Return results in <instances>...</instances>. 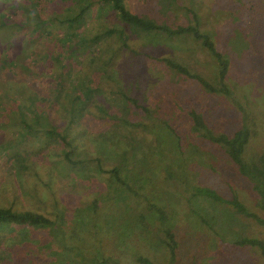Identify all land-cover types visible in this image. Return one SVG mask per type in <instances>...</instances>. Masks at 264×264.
<instances>
[{
    "label": "rangeland",
    "instance_id": "374dc122",
    "mask_svg": "<svg viewBox=\"0 0 264 264\" xmlns=\"http://www.w3.org/2000/svg\"><path fill=\"white\" fill-rule=\"evenodd\" d=\"M17 1L49 21L26 28L31 35L17 34L18 41L9 44L15 63L10 60L6 67L13 69L15 77H24L29 85L36 76L40 88L51 94L61 92L60 100L74 99L96 87L87 81L85 71L87 62H97L98 68L88 75L100 80L103 90L90 93L81 121L70 126V113L60 118L77 158L99 157L104 168L96 162L89 168L64 166L65 145L57 138L47 139L40 130L26 133L20 125L13 131L14 142L12 131L0 124V205L43 212L57 218L62 227L61 232L51 233L31 225L11 233L2 229L0 264H82L72 245L96 251L100 259L109 258L106 264H116V259L117 264H264L258 247L235 244L244 237L264 241L263 225L229 203L193 195L194 187L211 188L225 198L235 191L251 211L264 214L256 206L249 180L229 154L197 133L190 113L192 109L201 113L207 128L202 131L211 129L214 134L247 127L251 135L245 159L264 153V0L126 1L133 12L171 25L195 24L194 11L201 31L210 35L229 61L223 82L217 58L201 40L146 32L126 37L122 25H116L119 19L104 5L87 8L85 16L73 23L76 37L61 43L62 57L69 60L48 64L50 47L59 51L48 34H57L60 41L59 24L68 16L72 0ZM17 1L0 0V10ZM73 8L75 12L77 6ZM21 17L20 12L15 21L36 26V21L24 23ZM34 30L48 33L43 37L45 50L37 57L39 46L31 43L28 48L25 41L35 39ZM81 33L86 42L79 44ZM10 39L15 41L17 36ZM8 40L0 30L3 64L7 57L2 45ZM167 58L218 88L225 86L230 94L210 92L198 80L170 67ZM36 61H43V67L36 70ZM62 77L65 83H59ZM127 95L137 98L141 107ZM31 101L34 106L36 98ZM42 121L39 128L45 133L50 124L47 118ZM6 138L14 145L2 146ZM31 161L36 163L28 164ZM115 166L120 179L108 172ZM168 228L177 241L175 256L163 241ZM13 233L21 234L18 239L8 238ZM54 243L64 244L65 249ZM140 257L148 262H139ZM98 261L85 258L88 264Z\"/></svg>",
    "mask_w": 264,
    "mask_h": 264
},
{
    "label": "trees",
    "instance_id": "16d2710c",
    "mask_svg": "<svg viewBox=\"0 0 264 264\" xmlns=\"http://www.w3.org/2000/svg\"><path fill=\"white\" fill-rule=\"evenodd\" d=\"M17 1V0H15ZM62 0H60L61 2ZM127 0H72L71 4L67 7V10H69L68 16L64 18V20L59 24V27L61 28L60 32L63 34L61 36L60 41L57 42V34H53L50 32L49 34L47 32L42 33L38 32L36 33V30H34V35L36 36L35 39L31 40L30 38H27L28 40H31L29 43L28 40H25L27 43V47L30 48V44H35V46H39V51H36L35 56H40L41 53L45 50V42L43 40V37L48 34V36L53 39L52 43H55V45L58 43L59 51L54 52V50L50 47V53L47 55L48 64H53L60 59L63 60V64H65V60H69L67 58L62 57V49L61 43H65L66 40H69V37H76L77 33L73 32V23H76L79 19L83 18L85 16V12L87 8L89 7H95L96 9H103L104 7H107L110 11L114 12L116 15V19L118 20L117 26H120L119 23L122 25V30L124 31V35L126 37H130L135 34H140V32H146V33H162L166 34L169 37H192L197 40H201L202 44L208 48L212 52V54L217 58L219 64H220V77L221 81L223 82L229 69V61L224 58V55L217 49L214 41L211 39L210 35L201 31L199 25H198V18L194 11H192L193 16L195 17L196 23H188V24H177V25H171L167 22H159L157 19L144 17L139 13L133 12L126 3ZM46 0H40L36 3L38 4H46ZM35 3V4H36ZM10 4H13L15 6H10L9 8H2L0 10V30L3 32L5 36L9 38L8 43H4L2 46L5 47V51L2 52L6 57L7 60L3 61L4 64L0 62V78H2L0 82V124H3V127L7 130V132H11L12 134V141L15 137L13 134V131L17 129L21 125L23 128V131L29 134H35V130H40V134L45 135L47 139L50 138H57L58 143L64 144V154L61 156L62 163L64 166H77L82 165V167L89 168L93 165L94 162L97 163V166L103 167V161L102 159H99V157L95 158H88L87 161L78 159L75 155L73 149L74 144L73 141L69 139V136L64 129V131L61 130V125L65 124L64 119H61L62 113H65L67 116H69L70 113V119L68 120V124L71 126L73 123H77L82 120V117L85 114V111L87 110L86 101L90 97V93H96L97 90L101 91L102 86L101 82L95 81L94 77H89L88 73L90 71H93L98 68V64L96 61H93L92 59L87 62V71H85V74L87 76V81L90 83H93L96 87L92 88V92H86V94L82 96H74L72 98H66L60 100L61 92L60 94H51L49 91L40 88L36 85L37 78L36 76H33L30 80L31 83L27 85L25 83L24 77H18L14 76L13 69L6 67V63L8 64V61L12 60V49L9 48V44L16 43L18 41V35L17 34H29L28 31H26V28L31 27V29H34V27H39L40 25H43L45 20L49 21L48 19H44L42 17V14L35 15L34 10L29 11L26 7L27 4L21 3V1H17L15 4L10 2ZM100 4V5H97ZM73 5L77 6V10H74L73 12ZM39 9V8H38ZM47 9V8H45ZM12 10V13L10 12ZM41 10V9H40ZM39 10V11H40ZM16 11V12H15ZM26 11H29L28 13ZM15 12V14H14ZM21 12L22 17L20 18L22 22H29L30 19L32 21H36V26H33V24H21L17 23L15 20L18 16V14ZM37 13V12H36ZM74 13V14H72ZM48 15V14H47ZM11 21L9 22L8 20ZM25 20V21H24ZM30 21V22H32ZM42 22V23H39ZM69 24V27H67ZM107 29V28H106ZM107 33H113V29H107ZM36 33V34H35ZM58 33V31H57ZM82 34V33H81ZM33 35V37H34ZM17 36V39L15 41L11 40L10 37ZM80 38H78L79 44L81 42H86L85 36L80 35ZM100 36H94L92 40H97ZM25 39V38H24ZM83 39V41H81ZM60 44V45H59ZM27 48V49H28ZM61 49V50H60ZM1 52V51H0ZM2 54V55H3ZM44 57V55H43ZM86 57V56H85ZM84 57V58H85ZM11 58V59H10ZM83 58V59H84ZM167 64L176 69L177 71L188 75L191 78H194L198 80L206 89H208L212 93H219V92H226L228 95L230 92L223 87H216L214 84L210 83L208 80H206L203 76H201L198 73H193L191 70H189L186 66L183 64L167 58L165 60ZM13 64L15 63V60H12ZM36 70H38L37 67H43V61L39 62L36 61L35 65ZM67 69V68H66ZM71 69V68H70ZM66 71V76H68V70ZM44 73V72H43ZM84 76V77H86ZM65 77H62L59 81V83L64 82L65 83ZM89 78V79H88ZM75 81V80H74ZM98 84V85H97ZM45 96V97H43ZM128 96V95H127ZM34 106H31L30 103H32V99H35ZM47 98V99H46ZM129 99H131L138 107H141L139 101L137 98H133L131 96H128ZM63 100H67L69 105L63 104ZM62 103L63 105H61ZM41 104V105H40ZM62 106L65 108V106H68V109L65 108L66 112H63ZM103 108H101V111H103ZM103 112H108L106 108ZM190 113L193 115L194 118V129L197 131V133L201 136L203 135L205 138H208V141L210 143H214L218 146H220L221 150H223L225 153L229 154L230 157L233 159V161L236 163V165L239 168V171L249 180L252 190L254 191L256 197H255V203L256 206L259 207L263 213H264V153L256 156L252 159H245L244 154L246 153L247 145L249 143L251 131L247 127H240L239 129L235 130L233 133H219L214 134L211 129H208V131H202L203 127L206 128L204 117L201 113L197 112L196 110L192 109L190 110ZM66 117V116H64ZM47 118L49 121L50 126L47 127L46 132L41 133V127L42 119ZM38 127V128H36ZM207 129V128H206ZM1 132V130H0ZM3 135V133L1 132ZM7 139V138H6ZM15 142V141H14ZM13 142V143H14ZM2 142V146H6L7 144H11V141L7 139L6 143ZM11 144L12 146L14 144ZM18 162V159H17ZM88 162V165L86 164ZM35 161H31L28 164H35ZM104 168V167H103ZM108 172L112 175H116L118 179H120L119 176V169L117 166L114 168L108 170ZM114 175V176H115ZM30 180V178H28ZM76 182V181H75ZM79 187L82 186V181L80 182ZM122 186L124 185V182H122ZM126 187V186H125ZM127 188V187H126ZM194 196L197 195H205L207 197H210L214 199L215 201H219L222 203H229L231 204L239 213L244 214L248 217L253 218L256 220L259 224L264 226V214L260 215L256 212L251 211L237 196L235 191L231 193V197L225 198L221 196L218 192L211 188H201V187H194ZM76 205V204H74ZM68 217H71V215L67 212H65ZM66 217V216H65ZM206 221V220H205ZM32 227H39L44 229H50L51 232L56 231H62V227L58 226L59 221L57 218L52 217L48 214H45L43 212L32 210V209H16L14 205L10 206H1L0 205V243L3 240V234L1 232L2 229L9 230L11 232L15 231H21L19 228H24L27 226ZM26 230V228L23 229V231ZM166 238H163V241L168 245L170 248L172 255L175 256L176 248H177V241L175 239V234L171 231V229L166 230ZM21 233H13L8 238H16L18 239V235ZM22 239V238H20ZM56 241V240H55ZM235 244L237 245H251L256 246L260 249L262 256L264 257V241L259 238H251V237H244L238 240H235ZM53 246H56L57 248H63L64 244H52ZM83 246V244H81ZM85 246V245H84ZM41 248V250H44L43 246H38ZM55 248V247H54ZM65 248H63L64 250ZM71 250L77 251V262H80L82 264H88L85 262V258L88 259L90 262L94 263L95 260H99V264H106V261H109V258L103 257L100 259L95 252L87 251L86 247H80V246H71ZM85 253V254H84ZM87 254V255H86ZM72 257V256H71ZM72 260L69 259V261ZM118 263V260H115V263ZM139 262L141 263H147L148 259L144 257L139 258ZM75 263V262H74ZM116 263V264H117ZM35 264H40L39 262ZM43 264H47V261L43 262Z\"/></svg>",
    "mask_w": 264,
    "mask_h": 264
}]
</instances>
